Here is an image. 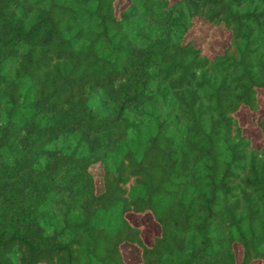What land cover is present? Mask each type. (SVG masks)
I'll list each match as a JSON object with an SVG mask.
<instances>
[{"label": "trees", "instance_id": "trees-1", "mask_svg": "<svg viewBox=\"0 0 264 264\" xmlns=\"http://www.w3.org/2000/svg\"><path fill=\"white\" fill-rule=\"evenodd\" d=\"M263 102L264 0H0V264H264Z\"/></svg>", "mask_w": 264, "mask_h": 264}, {"label": "rangeland", "instance_id": "rangeland-1", "mask_svg": "<svg viewBox=\"0 0 264 264\" xmlns=\"http://www.w3.org/2000/svg\"><path fill=\"white\" fill-rule=\"evenodd\" d=\"M123 3V1H122ZM205 32H207L209 34V36L207 37L208 40H210L208 43H205L204 40H201L203 41V44H204V48L206 49H209L208 51H211V52H215V51H219L222 49L223 45L225 44V40H226V34L225 33H222L220 32L218 29L216 28H204ZM203 36V35H202ZM201 35H196V38H200ZM263 107H264V102H263ZM251 115H253V113H250V112H247L245 110H241L240 113H238V116L241 118V121L244 122V121H247L249 120V118L251 117ZM249 129V131L251 130V127L250 125H248L247 127ZM252 131H250L251 133ZM251 136L253 139H255L256 141H258V135L257 134H254V133H251ZM92 172H94L96 178L98 177L99 175V169L97 166H93L92 168ZM134 221L136 222H139L138 220H135V218H133ZM145 232L146 234L149 236L152 231H153V225L150 224V222H145ZM126 255V259L128 261H132L134 260L136 257V255L134 254L133 250H129L128 252L125 253ZM252 264H260L259 262H253Z\"/></svg>", "mask_w": 264, "mask_h": 264}]
</instances>
